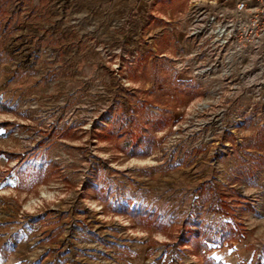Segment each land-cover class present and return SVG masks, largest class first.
<instances>
[{"label": "rangeland", "instance_id": "374dc122", "mask_svg": "<svg viewBox=\"0 0 264 264\" xmlns=\"http://www.w3.org/2000/svg\"><path fill=\"white\" fill-rule=\"evenodd\" d=\"M190 1L0 0V264H264V69L192 75Z\"/></svg>", "mask_w": 264, "mask_h": 264}, {"label": "built area", "instance_id": "2783aa9c", "mask_svg": "<svg viewBox=\"0 0 264 264\" xmlns=\"http://www.w3.org/2000/svg\"><path fill=\"white\" fill-rule=\"evenodd\" d=\"M180 14L192 75H242L247 59L264 69V0H191Z\"/></svg>", "mask_w": 264, "mask_h": 264}, {"label": "trees", "instance_id": "16d2710c", "mask_svg": "<svg viewBox=\"0 0 264 264\" xmlns=\"http://www.w3.org/2000/svg\"><path fill=\"white\" fill-rule=\"evenodd\" d=\"M221 197H222V199H221L220 201L223 202L222 204H225V205H226V206H225V205H223V206L221 205L222 208L225 209V210L227 209L226 211H227V212H230L231 209H230L229 206L227 205L226 197L223 196V195H222ZM222 208H221V209H222ZM229 210H230V211H229Z\"/></svg>", "mask_w": 264, "mask_h": 264}]
</instances>
